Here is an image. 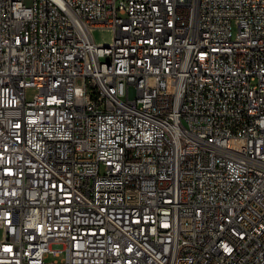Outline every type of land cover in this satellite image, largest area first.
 I'll return each instance as SVG.
<instances>
[{
	"label": "built area",
	"instance_id": "2783aa9c",
	"mask_svg": "<svg viewBox=\"0 0 264 264\" xmlns=\"http://www.w3.org/2000/svg\"><path fill=\"white\" fill-rule=\"evenodd\" d=\"M0 231V264H264V0H0Z\"/></svg>",
	"mask_w": 264,
	"mask_h": 264
},
{
	"label": "bare ground",
	"instance_id": "6f19581e",
	"mask_svg": "<svg viewBox=\"0 0 264 264\" xmlns=\"http://www.w3.org/2000/svg\"><path fill=\"white\" fill-rule=\"evenodd\" d=\"M115 59V48H108L107 53H103V60Z\"/></svg>",
	"mask_w": 264,
	"mask_h": 264
},
{
	"label": "rangeland",
	"instance_id": "374dc122",
	"mask_svg": "<svg viewBox=\"0 0 264 264\" xmlns=\"http://www.w3.org/2000/svg\"><path fill=\"white\" fill-rule=\"evenodd\" d=\"M37 92V90L35 88H31L27 91L26 93V98L28 100L32 99V97L34 96V94ZM2 239V232L0 231V241Z\"/></svg>",
	"mask_w": 264,
	"mask_h": 264
}]
</instances>
